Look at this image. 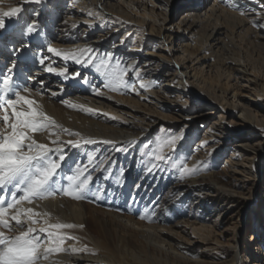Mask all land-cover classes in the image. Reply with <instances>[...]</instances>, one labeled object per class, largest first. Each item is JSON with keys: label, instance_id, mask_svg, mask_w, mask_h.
Here are the masks:
<instances>
[{"label": "bare ground", "instance_id": "obj_1", "mask_svg": "<svg viewBox=\"0 0 264 264\" xmlns=\"http://www.w3.org/2000/svg\"><path fill=\"white\" fill-rule=\"evenodd\" d=\"M8 1L0 0V8L22 7L24 11L32 4L40 10V17L43 12L48 13L54 26L59 23L55 18L60 15L65 18L62 27L66 30H76L79 25L88 33L101 35L82 38L81 43L74 46L52 45L48 42L46 28L41 29L40 19H27L23 11L16 17H6L5 27L0 28V36L8 35L9 40L22 36L26 43L29 40L44 42L50 54L78 68L75 73H69V68L56 67L53 60L51 63L44 56L36 58L21 48L22 45L18 51L23 50L17 53L15 63H7L5 71L2 67L7 61L0 60V83L4 77H10L14 89H29L27 93L22 91V95L34 100L61 126L34 133L39 143L53 149L56 145L52 141L59 135L61 151L49 153L50 159L56 154L64 157L63 160L60 156L56 158L60 167L50 181L53 195L33 199L31 204L24 201L21 207L50 214L47 218H39L40 222L34 225L37 229L45 226V219L48 223L84 226L59 230L79 239L66 240L63 247L69 251L51 253L39 264H264V244L258 245V252L255 251L257 246L252 250L250 245L258 242L254 233L247 237L244 250L248 254L241 255L235 237L227 242L220 240L217 221L228 210L234 214L236 206H239L238 211L254 208V201L259 198L264 212V195L254 192L264 172V0ZM176 3H179L176 18L171 19L170 8ZM29 26L32 32H28ZM106 46L110 50L104 53ZM49 47L56 51L50 52ZM158 49L166 50L167 54L157 53ZM69 52L80 62L74 58L65 59L63 54ZM6 56L0 52V57ZM36 59L37 62L33 61ZM31 66H35L32 73L25 75ZM49 67L55 71L49 72ZM86 70L92 71L93 77L85 73ZM61 71L64 75L59 74ZM47 73L63 80L70 78L71 84L80 85L79 90L74 91L71 84L58 83ZM121 76L122 83L118 81ZM159 79L164 80L163 87L156 85ZM170 90L201 96L211 107L247 125L249 133L233 145L239 150L232 149L225 161L221 159L227 151L219 147L221 139L232 140L234 132L221 119L202 126L205 132L202 137L183 125L178 132L168 133V139L175 138V141L162 144L164 151L158 155L165 159L160 161L168 166L170 159L176 157L180 143L188 146L197 139L194 155L185 166L193 171L200 167L209 170L201 175L192 174L183 185L171 187L169 194L173 195L169 198L159 194L155 197L154 193L146 195L148 185H137L130 193L125 177L111 162L94 173L92 169L81 167L72 175L79 174L77 183L90 177L83 200L63 195L60 190L71 182L61 164L72 159L74 149L83 144L105 146L108 143L133 148L149 130L146 118L163 119L160 111L178 108L169 96ZM143 110L148 112L142 114ZM191 110L182 106L177 114L180 119L194 124L201 114L191 115ZM125 118L134 122L130 124ZM62 129L80 135H70ZM70 140L79 141V145L66 144ZM85 140L94 142L85 143ZM220 159V171L211 170ZM153 169L160 170L159 165ZM98 185L100 191L96 188ZM22 195L14 185L0 188L4 201L18 200ZM177 197H183L189 205L196 203L205 214L189 213L185 209L172 212L168 205ZM142 200L147 201V205ZM11 214L12 210L8 215ZM262 222L264 225V219ZM10 224L15 226V221L10 220ZM255 224H258L256 220ZM255 224L253 221L252 231L256 229ZM262 228L264 230V226ZM0 231L7 235L17 234L3 228ZM34 235L44 237L46 234ZM209 245H215L219 253H208L205 258L201 251ZM72 247H86L88 251L72 252Z\"/></svg>", "mask_w": 264, "mask_h": 264}, {"label": "rangeland", "instance_id": "obj_2", "mask_svg": "<svg viewBox=\"0 0 264 264\" xmlns=\"http://www.w3.org/2000/svg\"><path fill=\"white\" fill-rule=\"evenodd\" d=\"M10 1L11 0H9L8 2ZM16 2H18V0H14L13 2L11 1L10 3H16ZM178 4L177 3L176 5L173 4L170 8L169 16L171 17V19L176 18V13L178 10L176 6ZM38 11H40L38 7L29 4L25 7L23 13L26 17H28L27 19L36 20V21L40 19L41 29L46 28V32L48 34L47 38L49 40L48 42H50L52 45L62 44V45L74 46L80 44L81 42L79 40H82V38L84 39L89 37L95 38L97 37V35L101 36L99 33L94 34L95 32H91V31L88 33V30H86L83 26H81L80 28L79 25L75 27L76 30H74V28L73 30L64 29L62 25L65 24V18L64 16L61 17L60 15H58L55 18V20L57 19L59 21L58 24H61V26L58 27V24L57 26H54L55 24L52 23L53 21L51 20L50 15L48 13L43 12L41 14L42 17H40L38 15L39 13ZM20 38L21 39L17 38V40H15V38L9 40L8 35H4L2 37L0 36V52L5 54H7V52L9 53V56L7 58H4V60L8 61L7 63L14 64V58L15 60L17 59V54L15 55L13 51H15V48L19 49V47L22 45L21 48L25 49L28 52H31V54H33L34 57L36 58L39 55L44 56L47 60H50L51 63L53 60L54 63L53 65H55L56 67L67 68V69L69 68L68 69L69 73H75L76 70L78 69L77 65L70 66L68 62L56 58L52 54H50L47 51V47L44 45V42L29 40L26 43L27 40L24 37L21 36ZM29 45L31 47H29ZM23 49H20V51H18L17 53L19 54ZM109 50L110 49H108L106 46V49H104L103 51L104 53H107ZM99 52L100 49L98 50V53ZM157 53L159 54L162 53L163 55L167 54L166 50L162 52L160 49L157 50ZM25 61L26 60H23V62ZM7 63L4 62L3 71H5V68L9 66V64ZM34 68L35 66L31 68L30 71L25 72V75L32 73V70ZM85 73H87L89 76L93 75L92 71L89 70H86ZM3 74L4 72L2 73V75ZM50 76L56 78L58 83L63 82V84L65 85L71 84L70 78L63 80V78H59L56 74L52 75V73ZM164 80L167 79L164 78ZM164 80L159 79L156 80L155 83L157 86L161 85L163 87V85L165 84L163 83ZM79 86H80L79 84H71V87L74 89V91L79 90L78 89ZM169 92H170L169 96L171 97V100L174 101L175 106L178 107L176 108L177 110L182 108V106H188L189 109H192L190 111L191 115L201 114V117L198 119L195 118L194 120L195 122L193 124V123H189L188 120L180 119L176 109L175 111H171L167 109L165 111H160L159 113L160 115L164 116L163 119L146 118L145 124L146 127L149 128V130L145 134L144 139H138V141L136 142V146H134L133 148L130 146L128 147L119 144L115 145L113 143H108V145L105 146L101 144L98 145L92 144L90 146L86 144L80 145L78 146V149L73 150L71 156L72 159L68 160L69 162L68 161L62 162L61 164L64 165L63 170L66 173V178L68 179L69 177H72V175H74V173L77 172L78 169L81 167H85L86 170L92 169V172L94 173L102 165L105 166L106 164H109L111 162L112 164H114L117 170L121 171L122 176L125 177L126 189L130 193L136 190L137 185H142V186L148 185L149 187L147 189L146 195H148V193L151 194L154 193L155 197H158L159 194L166 198H169L170 196L173 195V194H169L171 191V187L173 186L177 187L183 185L192 177V174L201 175L207 173L209 170V168L207 167H203V168L200 167L199 170L193 171V168L187 167L188 169H192V171L190 172L183 171V169L185 168V164L187 163L189 158L193 157L194 155V149H196L195 141L197 139L192 141V143H190L188 146H184L183 143H180L176 148V152H175L176 157L170 159L168 166H165L163 162L156 159V156L160 152L164 151V146L162 144L164 142L169 141L168 139L169 132L170 133L173 131L178 132L180 130L179 128L185 125L184 126L185 128L190 129L188 131H196L198 136L202 137L205 134L204 130H202V126L203 127L206 126L210 122L215 121V119H221V121H224L228 124L229 128H231L230 131H234L232 132V140L226 138L221 139L219 147L221 149L227 150L221 159L225 161V159L228 157L232 149L239 150L237 148H234L233 145L242 140L241 136H246L249 133L250 128L247 125L233 118L232 116L223 112L222 110L213 108V106L211 107L201 99L202 98L201 96L198 95L188 96L186 93L180 92L179 90H170ZM245 92L247 91H244V93ZM147 112H148L147 110H143V112L141 113L143 114ZM124 120L130 124L131 122H134L132 119L125 118ZM86 136L87 135H84V137ZM252 139H256V138H252ZM66 144H70V143L67 142ZM58 156L60 155L56 154L53 159L57 160ZM221 159L218 162H215L216 166L213 169L211 168V170L220 171L222 165ZM156 164L159 165L160 170L153 169V167L156 166ZM263 173L260 175L254 187V192L258 196L261 194L264 195ZM250 182L251 181H249V183ZM93 186H94V181H93ZM100 187H101L100 185L96 186V188H100ZM100 190L101 188L98 189V191ZM259 202H260V198L254 201V205H255L254 208L253 207L252 208L248 207L245 209L243 208L244 210L242 211H238L239 206H236L235 207L236 211L234 214L233 212L231 213L229 212L230 210H228V212L224 214L222 219L220 218L217 220L219 222L218 230L220 231V237H219L221 238L220 240L222 241L224 240L223 242H227L230 241L231 239H234L235 237V239H237L238 241V251L240 252L241 255L248 254V252L245 251L244 249L247 246L246 243L247 237L248 235L251 236L252 233H254V238L256 235V238L258 239V242L256 244L253 245L252 243H250V245L252 246V250L255 249L257 246L256 248L257 250L255 251L258 252L259 249L258 245L261 244V242L264 244V230L262 228L264 226L262 222L264 219V212L261 209ZM142 203H144L143 200ZM144 204L147 205V201H145ZM168 206L170 207V210L172 212H177V211L182 212L185 209L189 213L194 212L199 215L205 214L204 210L202 208L199 209L196 203L193 202V204L189 205V203L185 202L183 197L182 198L177 197L176 199H173V201ZM209 208H211V206H208V209ZM239 217L241 218L240 221H239ZM255 220L258 222L257 225L255 224ZM253 221L255 224L254 226H256L254 227L256 228L253 230L254 232L252 231ZM228 225L230 227H227ZM232 228H234V233ZM208 253L218 254L219 250L215 245H209L206 246L201 251V255L207 258ZM247 264H249V262Z\"/></svg>", "mask_w": 264, "mask_h": 264}, {"label": "snow or ice", "instance_id": "obj_3", "mask_svg": "<svg viewBox=\"0 0 264 264\" xmlns=\"http://www.w3.org/2000/svg\"><path fill=\"white\" fill-rule=\"evenodd\" d=\"M23 11L22 7H9L8 10L0 8V28L5 27L6 17H16ZM33 28L28 27V32ZM50 52L56 50L49 47ZM61 55L60 52H56ZM81 54H83L81 52ZM64 58H74L79 63L80 60L73 53H64ZM44 63L43 60L40 61ZM48 71H55L49 67ZM64 75V72H60ZM123 82L122 76L118 78ZM141 87H147L141 84ZM22 91L27 93L29 89H14L10 77H4L0 83V188L7 185H14L23 192L18 200L4 201L0 197V228L8 229L9 232L15 231V235H7L0 231V264H39L41 259L47 260L49 254L69 251L63 247L66 240H78V237L62 233L61 229L83 228L81 225L71 223H48L45 219V226L38 229L34 225L40 222L39 218H47L49 213H36L32 208L21 207L22 202L29 204L33 199H46L53 195L50 188V181L54 177L57 168L60 167L59 161L50 159L49 153L55 150L61 151L58 143L59 135L52 141L56 145L55 149L47 144L39 143L34 138V133L46 132L50 127H61L49 116L45 114L42 107L34 100L22 95ZM99 94V93H98ZM12 96L15 98L13 99ZM76 107L75 105H69ZM91 111V110H88ZM62 131L69 132L67 129ZM70 135L79 136V133ZM175 138L168 143H174ZM85 143H93L92 140H85ZM108 143L109 141H104ZM73 147L79 145V141H68ZM163 147V146H161ZM63 160V155H60ZM156 159L163 160V155H157ZM190 172L186 166L183 169ZM77 176L69 177L71 182L67 188L60 191L65 196H70L75 200H83L84 192L89 183L90 177L80 180L77 183ZM6 205V206H5ZM12 214L9 216V212ZM142 219L144 217H141ZM15 221V226L10 224ZM27 225V227H25ZM35 233H44V237L34 235ZM72 252L88 251V249H78L72 247ZM95 254V253H93Z\"/></svg>", "mask_w": 264, "mask_h": 264}]
</instances>
